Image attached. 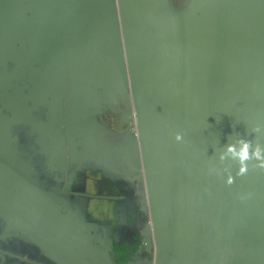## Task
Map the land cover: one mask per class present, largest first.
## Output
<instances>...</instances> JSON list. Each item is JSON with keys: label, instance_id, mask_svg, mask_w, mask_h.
Wrapping results in <instances>:
<instances>
[{"label": "crops", "instance_id": "0c3cea01", "mask_svg": "<svg viewBox=\"0 0 264 264\" xmlns=\"http://www.w3.org/2000/svg\"><path fill=\"white\" fill-rule=\"evenodd\" d=\"M259 60L264 0H0V264H262V168L207 241L218 110L264 120Z\"/></svg>", "mask_w": 264, "mask_h": 264}, {"label": "water", "instance_id": "95a60500", "mask_svg": "<svg viewBox=\"0 0 264 264\" xmlns=\"http://www.w3.org/2000/svg\"><path fill=\"white\" fill-rule=\"evenodd\" d=\"M125 41H122V57H123V62L126 60V55H125V46H124ZM258 58V57H257ZM256 59V58H255ZM259 63H264L262 61H258ZM258 75V74H257ZM252 76V75H251ZM258 77V76H257ZM250 95L251 92L249 93ZM248 100V99H247ZM238 101V98H237ZM250 105L251 102L249 103ZM233 110H229L230 112L227 113L225 110L219 109L218 111V117H219V125H225L227 124V130L224 133L223 138H220L222 143L226 144L225 146L227 147L228 144H237V147L239 148L238 141L243 138L245 140H251L252 141V132L254 129L259 127L260 129L264 126V120L262 122L258 123H250L246 122L243 123V120L241 119H236L238 116L239 118L244 114L243 107L242 105H239L236 100L234 105L232 106ZM252 106H247V111L250 110ZM250 114H252L250 112ZM235 116V119L232 118V116ZM137 117V114L135 111L132 109H128L123 113V119L125 121H132L133 118ZM219 140V141H220ZM227 151H224V153ZM220 155V152H219ZM222 155V153H221ZM220 155V156H221ZM259 163V161L252 159L250 162H248V169H254V171H257L256 165ZM239 162L238 160H234L231 157V154L228 155V158L225 160H220V172H219V180L216 184V197H217V214H216V220L213 221V226L210 229L209 236L207 238V241L210 243H214L215 245H221L224 241V234L219 233L222 231L221 227L223 226V219L227 210V207L229 206L228 204H231L232 201V196L231 194L233 192H228L230 187H234V196L239 195V190L242 188L243 185H246V182H253L256 180L257 176H252L250 174H245L243 176L238 175L239 172ZM249 172V170H248ZM231 175L234 177V183L230 186L228 185V177ZM248 189L253 190L252 185L248 186ZM231 190V189H230ZM263 192V197H264V186L261 188ZM242 208L240 210V213L238 217L234 220L235 227L238 228V231L240 232V226L241 224L246 221V220H251L253 218L255 212H254V206H252L249 202L243 201L241 204ZM262 206L264 207V200L262 201ZM250 228L256 229V226H251ZM250 228L244 227V231L249 230ZM218 231V232H217ZM239 235L243 234L242 232L238 233ZM238 234H235L238 236ZM249 239L251 240V244L247 242V252L248 254H252L253 257L255 258V261L258 262L260 257L264 256V232H248L244 233ZM258 241V244L256 247L253 248L252 244ZM156 260V257H155ZM76 264H90V258L87 256H84L78 260ZM264 264V262L262 263Z\"/></svg>", "mask_w": 264, "mask_h": 264}, {"label": "clouds", "instance_id": "9594fccd", "mask_svg": "<svg viewBox=\"0 0 264 264\" xmlns=\"http://www.w3.org/2000/svg\"><path fill=\"white\" fill-rule=\"evenodd\" d=\"M254 131L259 132L260 128L257 127ZM175 139L177 141L183 140V135L181 133H177ZM239 148L237 144H228L227 151L221 155V160H225L228 158V155L231 154V157L234 160H238L240 168L238 175H245L248 172V162L252 159L259 161L256 167L264 169V147H261L259 144L256 145L255 150H252V141L245 140L241 138L238 141ZM228 184L234 183V177L229 175Z\"/></svg>", "mask_w": 264, "mask_h": 264}, {"label": "rangeland", "instance_id": "374dc122", "mask_svg": "<svg viewBox=\"0 0 264 264\" xmlns=\"http://www.w3.org/2000/svg\"><path fill=\"white\" fill-rule=\"evenodd\" d=\"M224 242V241H223Z\"/></svg>", "mask_w": 264, "mask_h": 264}]
</instances>
